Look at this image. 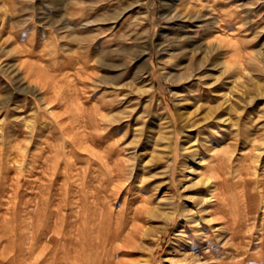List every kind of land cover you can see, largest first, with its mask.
Returning <instances> with one entry per match:
<instances>
[{"label": "rangeland", "instance_id": "374dc122", "mask_svg": "<svg viewBox=\"0 0 264 264\" xmlns=\"http://www.w3.org/2000/svg\"><path fill=\"white\" fill-rule=\"evenodd\" d=\"M172 4L0 0V264H264V0Z\"/></svg>", "mask_w": 264, "mask_h": 264}, {"label": "bare ground", "instance_id": "6f19581e", "mask_svg": "<svg viewBox=\"0 0 264 264\" xmlns=\"http://www.w3.org/2000/svg\"><path fill=\"white\" fill-rule=\"evenodd\" d=\"M170 2L171 3H176V0H170ZM172 4V6L171 7H175L174 5ZM184 6V5H183ZM176 8H177V6H176ZM172 9H174V8H172ZM190 12V11H189ZM186 14V13H185ZM190 14V13H189ZM182 15H184V13L182 14ZM187 16V15H186ZM183 18V17H182ZM181 18V19H182ZM184 19H185V17H184ZM184 19H183V21H184ZM173 21V20H172ZM180 21V20H179ZM181 22V21H180ZM179 24V23H178ZM181 41H183L182 39H181ZM187 49V48H186ZM191 158H193V156L191 157ZM204 183V182H203ZM196 185H197V183H193L191 186H187V187H185L184 188V190H187V189H189L190 187V189H192V188H195L196 187ZM202 186V185H201ZM198 189V188H197ZM203 190H204V188H202ZM200 190V189H199ZM191 191V190H190ZM193 191V190H192ZM189 192V191H188ZM195 193H196V189H195ZM201 193V192H200ZM196 194H199V191H198V193H196ZM201 195V194H200ZM186 197V199L187 200H189V202H190V200H194L193 202H195L196 203V205H198V206H203L205 203H206V201H205V199H203V198H195V197H192V196H185ZM169 203V202H168ZM191 203V202H190ZM171 204V203H170ZM194 204V203H193ZM168 205V204H167ZM205 206V205H204ZM207 206H208V204H207ZM204 208V207H203ZM183 211H186V209H184ZM204 211V210H203ZM174 219V218H173ZM174 221V220H173ZM70 229V228H69ZM68 229V230H69ZM72 229V228H71ZM64 231V230H63ZM54 232V231H53ZM70 233V232H69ZM71 234V233H70ZM60 235V234H59ZM52 244V243H51ZM69 244V243H68ZM69 247V246H68ZM75 250V249H74ZM75 252V251H74ZM83 252V251H82ZM47 253V252H46ZM76 254V253H75ZM110 254V253H109ZM100 256V255H99ZM98 256V257H99ZM78 257V256H77ZM110 257V256H109ZM37 259V258H36ZM99 259V258H98ZM93 260V259H92ZM96 260V259H95ZM91 261V260H90ZM102 261V260H101ZM91 263H92V261H91ZM71 264V263H70ZM90 264V263H89ZM96 264H98V261L96 262Z\"/></svg>", "mask_w": 264, "mask_h": 264}]
</instances>
